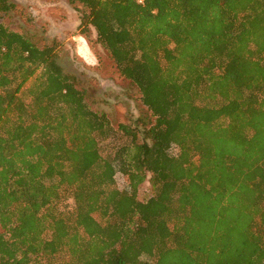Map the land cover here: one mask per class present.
<instances>
[{"label":"trees","instance_id":"trees-1","mask_svg":"<svg viewBox=\"0 0 264 264\" xmlns=\"http://www.w3.org/2000/svg\"><path fill=\"white\" fill-rule=\"evenodd\" d=\"M68 1L152 121L93 110L0 0V264H264V0Z\"/></svg>","mask_w":264,"mask_h":264},{"label":"rangeland","instance_id":"rangeland-1","mask_svg":"<svg viewBox=\"0 0 264 264\" xmlns=\"http://www.w3.org/2000/svg\"><path fill=\"white\" fill-rule=\"evenodd\" d=\"M9 1L14 7L1 13L2 23L40 47L54 44L56 63L85 91L93 110L105 112L115 127L123 122L141 130L142 123L152 121L138 98V88L118 73L107 52L94 42V31L90 32V41L81 34L80 11L74 5L68 0ZM112 145L113 141H102V152L110 153ZM116 180L124 186V178L118 173ZM148 187L146 180L140 184V197L148 194Z\"/></svg>","mask_w":264,"mask_h":264},{"label":"built area","instance_id":"built-area-1","mask_svg":"<svg viewBox=\"0 0 264 264\" xmlns=\"http://www.w3.org/2000/svg\"><path fill=\"white\" fill-rule=\"evenodd\" d=\"M137 3L143 4L145 0H135Z\"/></svg>","mask_w":264,"mask_h":264}]
</instances>
